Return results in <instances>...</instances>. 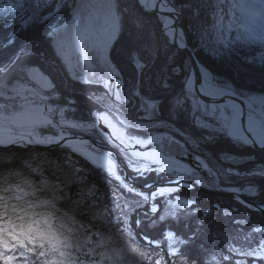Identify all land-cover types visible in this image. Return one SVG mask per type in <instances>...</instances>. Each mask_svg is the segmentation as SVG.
<instances>
[{
  "label": "snow or ice",
  "instance_id": "1",
  "mask_svg": "<svg viewBox=\"0 0 264 264\" xmlns=\"http://www.w3.org/2000/svg\"><path fill=\"white\" fill-rule=\"evenodd\" d=\"M65 14L67 23L57 20ZM0 19L39 32L0 60V145L63 149L65 171L92 187L99 204L103 192L76 158L91 164L115 183L114 207L130 236L131 214L146 209L135 225L158 233L143 237L157 254L154 264H233L234 257L235 264H264V95L239 91L222 71L243 59L264 74V53L249 50L264 47V0H0ZM76 85H99L103 93L81 109ZM105 145L118 151L132 180L156 173L166 184L137 188ZM195 186L231 193L259 213L252 227L258 246H237L231 229L247 221L237 220L230 204L202 209L197 197L180 195ZM39 225H0V260L18 264L23 250L37 254L29 247L33 233L41 234V249L47 244L65 256L67 237Z\"/></svg>",
  "mask_w": 264,
  "mask_h": 264
},
{
  "label": "clouds",
  "instance_id": "2",
  "mask_svg": "<svg viewBox=\"0 0 264 264\" xmlns=\"http://www.w3.org/2000/svg\"><path fill=\"white\" fill-rule=\"evenodd\" d=\"M12 145L26 151L18 153ZM37 146L35 141L0 145V225L11 231L35 220L40 221V229L50 223L67 237L70 246L63 249L66 255L61 257L47 244L41 249V234L33 233L35 243L29 247H35L37 254L23 250L25 259L18 264H154L157 254L124 228H117L118 216L105 214L103 194L98 195L97 204L92 187L80 182L75 172L65 171L67 161L54 158L47 146ZM21 216L23 221L18 219ZM3 238L10 239L8 235ZM41 250L45 259L38 255ZM105 252L109 255L102 256ZM0 264L11 262L0 260Z\"/></svg>",
  "mask_w": 264,
  "mask_h": 264
},
{
  "label": "trees",
  "instance_id": "3",
  "mask_svg": "<svg viewBox=\"0 0 264 264\" xmlns=\"http://www.w3.org/2000/svg\"><path fill=\"white\" fill-rule=\"evenodd\" d=\"M237 1V0H235ZM232 0H226V4H231ZM238 14V13H237ZM68 14L62 15L57 18L58 21H62L67 23L68 22ZM231 19V17H226L225 19V25H227L228 20ZM209 20L211 21V17H209ZM209 27H211V24H209ZM39 34L38 30L32 29L27 30L24 28H21L19 25L13 23L11 20H9L8 24H5L3 19H0V60H7L9 57L13 55L14 52H16L19 48L27 44L30 40L34 39ZM234 30L232 33L229 34V38L234 36ZM10 39H14V44H8V41ZM250 51H255L256 53H264V47H262L259 44H255L251 46ZM234 66L225 67L222 69L225 76H230L233 80H235V86H239V91L244 92L247 95H264V74L261 73L259 70V67L253 68L248 65H246L241 59V61L237 64L235 61H233ZM125 80H130V75H125ZM77 89L79 91L78 95V103L79 107L81 109H85L90 106L88 103V97L92 94L101 95L103 93V88L100 86H84V85H76ZM43 134L47 135L50 134L49 130L47 129H41L40 130ZM109 148L108 145H105ZM18 153H23L26 150L22 149H13ZM50 151L51 155L54 158H57L61 162L64 160V157L66 155L65 151L61 148L51 149ZM243 150L237 149L236 152L239 154ZM120 156V155H119ZM121 158V157H120ZM76 159L80 160V163L82 166L87 168V172H85L83 175H86L88 178L89 183L96 182L101 192H103L104 196V203L108 205V207L112 210L113 216H117L118 213L114 207L113 203V197H112V191L115 188L114 182H109L108 180L103 178V175L101 172L96 170L91 164L84 161L82 158L77 157ZM123 161V160H122ZM245 165H241V167H244ZM123 174V172H121ZM155 181V182H154ZM137 183H139L142 186H145V184L150 183H156L160 182L159 179L155 178L154 176L146 179V180H136ZM217 191V190H213ZM221 192V191H217ZM225 193V192H222ZM193 195L197 197L199 200H201L203 203L201 205V208L203 209L205 206H207L209 203H216L220 202L221 204H230L234 216L237 220L241 221H247L246 224L242 223L239 225V227L231 229L233 232V235L236 236V243L237 246L244 245L247 247L248 245H251L252 247H257L261 236L260 234L253 233L252 227L259 225V221L262 218L259 213L253 214L251 210H249L245 205L238 204L237 201L231 200V199H224V198H218L209 194L199 193L195 191H182L180 195ZM259 202L257 201V204ZM146 209H137L135 213L131 214V224H132V230L133 233H135V239L139 241L142 245L146 242L143 239V234L150 233L151 236H156L158 233L152 232L151 229L144 227V228H136L135 220L138 218L143 217V213ZM217 215V213H214V216ZM227 223V222H225ZM145 225H147V221L145 220ZM117 228L123 229L124 225L121 221H117ZM261 227H264V225H259ZM239 233V235H236ZM247 233L248 239H244V235ZM158 252L163 253L166 251H160L157 249ZM240 259L239 257H234L233 264H235V260Z\"/></svg>",
  "mask_w": 264,
  "mask_h": 264
},
{
  "label": "water",
  "instance_id": "4",
  "mask_svg": "<svg viewBox=\"0 0 264 264\" xmlns=\"http://www.w3.org/2000/svg\"><path fill=\"white\" fill-rule=\"evenodd\" d=\"M87 138V137H85ZM32 146H29V148H31ZM37 147H41V146H37ZM10 148L13 150V149H23L22 147H19L18 145H13V146H10ZM56 148H59V147H56V146H51V147H48L47 150H51V149H56ZM105 150L106 151H112L113 154L116 156L118 162L121 164V167L124 171V175L126 177L129 178V180H131L130 178V175H129V171H128V168L126 167V165L124 164V162L119 158L118 154L116 151L112 150V149H109L107 147H105ZM135 185L136 187L140 188V189H143L144 191H147L148 189H146L144 186H141L140 184H138L137 182H135ZM158 185H161V184H155L154 188H156ZM193 191L195 192H199V193H204V194H209V195H212V196H215V197H218V198H224V199H231V200H235L233 199L231 193H228V192H225V193H222V192H217V191H213V190H210V189H205V188H202L200 186H195L193 187ZM236 201V200H235ZM142 236L144 237V234L143 232H141Z\"/></svg>",
  "mask_w": 264,
  "mask_h": 264
},
{
  "label": "built area",
  "instance_id": "5",
  "mask_svg": "<svg viewBox=\"0 0 264 264\" xmlns=\"http://www.w3.org/2000/svg\"><path fill=\"white\" fill-rule=\"evenodd\" d=\"M129 170V172L131 173V182H135L136 180H138L139 178H136L135 180H132V177H133V173L130 171V169H128ZM151 176H155L157 179H159L160 180V182H156V183H150V185L152 186V188H154V186H155V184H161V185H158L157 187H161V186H164L165 184H166V182H167V177H165V176H161V175H157L156 173H152V174H150L149 176H147V177H145V178H143V179H149ZM141 179V178H140ZM161 180H163V181H161ZM156 187V188H157ZM140 189V188H139ZM155 189V188H154ZM142 190V189H141ZM193 191V188L192 189H186V188H183V189H181V192L182 191Z\"/></svg>",
  "mask_w": 264,
  "mask_h": 264
},
{
  "label": "flooded vegetation",
  "instance_id": "6",
  "mask_svg": "<svg viewBox=\"0 0 264 264\" xmlns=\"http://www.w3.org/2000/svg\"><path fill=\"white\" fill-rule=\"evenodd\" d=\"M94 86H99V85H94ZM101 87V86H100ZM109 146V149H112V150H114V151H116L117 152V154H118V156H119V153H118V151L113 147V146H111V145H108ZM106 147V146H105ZM108 148V147H107ZM119 158H120V156H119ZM121 159V158H120ZM122 160V159H121ZM129 171V170H128ZM121 172H123V175H124V171H123V169H122V167H121ZM129 175H130V178H131V173L129 172ZM151 177H153V176H151ZM150 177V178H151ZM155 177V176H154ZM156 178V177H155Z\"/></svg>",
  "mask_w": 264,
  "mask_h": 264
},
{
  "label": "rangeland",
  "instance_id": "7",
  "mask_svg": "<svg viewBox=\"0 0 264 264\" xmlns=\"http://www.w3.org/2000/svg\"><path fill=\"white\" fill-rule=\"evenodd\" d=\"M85 2H88V0H85ZM93 2H95V0H93ZM234 2H238V0L237 1H235V0H232V3H234ZM20 149V148H19ZM22 150H26V149H22ZM138 180H145V179H143V178H139ZM131 181V180H130ZM161 181H163V180H161ZM136 182V181H135ZM135 182H134V184H135ZM139 184V183H138ZM136 186V185H135ZM142 186V185H141ZM138 188V187H137ZM154 189V188H153ZM143 190V189H142ZM186 191V190H185ZM158 250H160V251H163V250H165V248L164 247H161V248H159Z\"/></svg>",
  "mask_w": 264,
  "mask_h": 264
},
{
  "label": "bare ground",
  "instance_id": "8",
  "mask_svg": "<svg viewBox=\"0 0 264 264\" xmlns=\"http://www.w3.org/2000/svg\"><path fill=\"white\" fill-rule=\"evenodd\" d=\"M13 146V145H12ZM19 146V145H18ZM19 147H21V146H19ZM155 182V181H154Z\"/></svg>",
  "mask_w": 264,
  "mask_h": 264
}]
</instances>
